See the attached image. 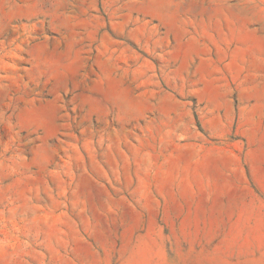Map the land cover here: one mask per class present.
<instances>
[{"label": "rangeland", "instance_id": "rangeland-1", "mask_svg": "<svg viewBox=\"0 0 264 264\" xmlns=\"http://www.w3.org/2000/svg\"><path fill=\"white\" fill-rule=\"evenodd\" d=\"M0 264H264V0H0Z\"/></svg>", "mask_w": 264, "mask_h": 264}]
</instances>
